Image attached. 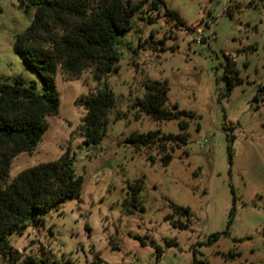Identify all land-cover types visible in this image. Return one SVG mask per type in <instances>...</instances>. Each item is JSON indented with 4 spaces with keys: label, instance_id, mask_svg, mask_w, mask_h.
<instances>
[{
    "label": "rangeland",
    "instance_id": "rangeland-1",
    "mask_svg": "<svg viewBox=\"0 0 264 264\" xmlns=\"http://www.w3.org/2000/svg\"><path fill=\"white\" fill-rule=\"evenodd\" d=\"M164 3L159 11L145 6L116 39L118 70L103 80L116 104L99 144H83L85 110L76 100L102 82L93 80L90 69L73 80L56 71L58 112L47 116L35 148L13 158L9 178L69 148L83 183L79 196L7 236L23 257L60 264H95L96 256L100 264H264V0ZM166 8L178 11L193 31L175 27L164 16ZM33 16L34 9L19 8L17 0H0V82L15 76L37 81L13 49ZM228 63L240 79L230 89ZM147 78L167 83V108L194 113L183 117L187 145L165 146L171 154L166 165L156 145L124 142L132 132H182L177 119L154 120L129 109ZM205 139L201 149L196 141ZM137 180L142 209L129 202ZM172 204L189 207V219ZM214 233L218 237L210 241ZM156 246L162 250L158 259Z\"/></svg>",
    "mask_w": 264,
    "mask_h": 264
},
{
    "label": "trees",
    "instance_id": "trees-1",
    "mask_svg": "<svg viewBox=\"0 0 264 264\" xmlns=\"http://www.w3.org/2000/svg\"><path fill=\"white\" fill-rule=\"evenodd\" d=\"M164 4V0H17L19 8L34 9V16L29 26L16 35L13 49L25 67L36 74L37 81L15 76L11 81L0 82V264H60L48 257H23L7 240V236L35 220L37 214L79 196L81 191L83 179L73 168L69 148L58 159L38 163L9 178L13 158L35 148L48 128L47 116L58 112L56 71L59 69L64 79L73 80L90 69L93 80L102 82L94 93L76 100L85 110L80 126L83 144H99L106 134L109 113L116 104L113 91L103 81L107 74L118 70L116 39L130 30L133 16L142 13L145 6L147 11H152ZM164 16L175 27L189 34L193 31L178 11L166 8ZM225 76L228 89L240 81L230 63L225 68ZM143 87L142 96L134 99L129 109L154 120L177 119L182 132L174 135L161 134L159 130L132 132L124 142L136 148L149 149L156 145L166 165L171 154L165 151V146L187 145L188 121L183 117H194V113L166 107L168 85L165 81L147 78ZM125 116L126 113H116L118 118ZM142 187V181L137 180L130 188L129 202L140 209L143 207L138 195ZM172 207L188 219L191 216L189 207L175 204ZM172 223L188 227L186 222ZM217 237V233L212 234L210 241ZM156 252L158 259L162 250L156 246ZM94 263L100 264L102 259L96 256Z\"/></svg>",
    "mask_w": 264,
    "mask_h": 264
},
{
    "label": "built area",
    "instance_id": "built-area-1",
    "mask_svg": "<svg viewBox=\"0 0 264 264\" xmlns=\"http://www.w3.org/2000/svg\"><path fill=\"white\" fill-rule=\"evenodd\" d=\"M199 42V41H198ZM207 140L205 139V140H203V141H196L199 145H200V148L201 149H203L204 148V144H205V142H206Z\"/></svg>",
    "mask_w": 264,
    "mask_h": 264
}]
</instances>
